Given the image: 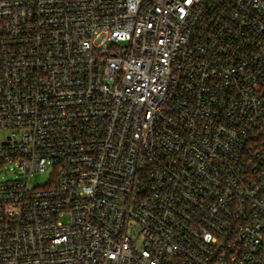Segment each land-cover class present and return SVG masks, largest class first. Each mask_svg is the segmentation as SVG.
I'll return each mask as SVG.
<instances>
[{
    "label": "built area",
    "instance_id": "built-area-1",
    "mask_svg": "<svg viewBox=\"0 0 264 264\" xmlns=\"http://www.w3.org/2000/svg\"><path fill=\"white\" fill-rule=\"evenodd\" d=\"M0 166V264H264V0H0Z\"/></svg>",
    "mask_w": 264,
    "mask_h": 264
},
{
    "label": "rangeland",
    "instance_id": "rangeland-1",
    "mask_svg": "<svg viewBox=\"0 0 264 264\" xmlns=\"http://www.w3.org/2000/svg\"><path fill=\"white\" fill-rule=\"evenodd\" d=\"M48 174L36 175L31 180V187L43 186L48 181ZM15 179V175L8 173L5 167L0 166V181H8Z\"/></svg>",
    "mask_w": 264,
    "mask_h": 264
}]
</instances>
